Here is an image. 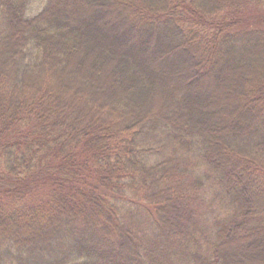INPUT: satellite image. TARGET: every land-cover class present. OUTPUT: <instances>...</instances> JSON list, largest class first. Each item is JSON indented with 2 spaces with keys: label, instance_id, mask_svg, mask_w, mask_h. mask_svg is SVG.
Listing matches in <instances>:
<instances>
[{
  "label": "trees",
  "instance_id": "trees-1",
  "mask_svg": "<svg viewBox=\"0 0 264 264\" xmlns=\"http://www.w3.org/2000/svg\"><path fill=\"white\" fill-rule=\"evenodd\" d=\"M252 2L0 0V264H264Z\"/></svg>",
  "mask_w": 264,
  "mask_h": 264
},
{
  "label": "rangeland",
  "instance_id": "rangeland-1",
  "mask_svg": "<svg viewBox=\"0 0 264 264\" xmlns=\"http://www.w3.org/2000/svg\"><path fill=\"white\" fill-rule=\"evenodd\" d=\"M42 5H43V3H42ZM248 5H249V7H247V11L244 14L245 16L242 17V18H244V22L248 20V23H250V22L262 20L264 18V16L260 17V13H262L261 8L254 6L253 2L248 3ZM40 7H41V2H36L33 4L32 11L34 12ZM262 21H264V20H262ZM262 63L264 64V62H262ZM263 64H261L260 66L264 67ZM233 78L236 79L235 77H233ZM231 85H232V80H226L223 83H221L220 85H218L217 87L215 86L216 88L214 89L213 97L221 99L223 101L218 108L221 111V115L229 114L232 110H234L230 105L224 104L225 101L229 102V100L232 98ZM46 188L47 187H45V185L41 186V184H40V190H39L40 193L41 192L43 193ZM201 189L203 191H205L206 197H207V195L210 196L207 200H205L202 203L201 211H203L204 213H209L210 210H212V209L214 210V207L216 206L215 205L216 202L214 203V199H216L215 198L216 192H213V190L210 188V186H207L206 184L203 185L201 187ZM9 202L10 201L5 196L1 200V203L3 205H7Z\"/></svg>",
  "mask_w": 264,
  "mask_h": 264
}]
</instances>
